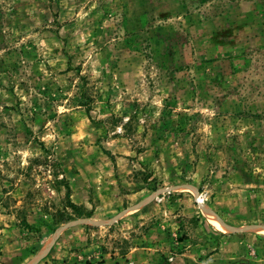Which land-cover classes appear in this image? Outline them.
I'll use <instances>...</instances> for the list:
<instances>
[{"label": "rangeland", "instance_id": "obj_1", "mask_svg": "<svg viewBox=\"0 0 264 264\" xmlns=\"http://www.w3.org/2000/svg\"><path fill=\"white\" fill-rule=\"evenodd\" d=\"M0 264H264V0H0Z\"/></svg>", "mask_w": 264, "mask_h": 264}, {"label": "trees", "instance_id": "obj_2", "mask_svg": "<svg viewBox=\"0 0 264 264\" xmlns=\"http://www.w3.org/2000/svg\"><path fill=\"white\" fill-rule=\"evenodd\" d=\"M66 188H67V198L69 199L68 204L66 206V209H71L72 211H78V210H80V208L75 203H73L71 201V197H70L71 196V187L69 186L68 183L66 184Z\"/></svg>", "mask_w": 264, "mask_h": 264}]
</instances>
